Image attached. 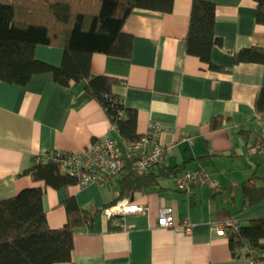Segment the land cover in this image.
Wrapping results in <instances>:
<instances>
[{"label":"crops","instance_id":"obj_1","mask_svg":"<svg viewBox=\"0 0 264 264\" xmlns=\"http://www.w3.org/2000/svg\"><path fill=\"white\" fill-rule=\"evenodd\" d=\"M211 1L216 3L215 33L222 38L211 56L226 70L213 69L187 52L193 0H174L170 12L134 9L123 26L133 35L131 56L94 52L91 71L121 79L113 90L137 110L138 132L144 133L151 122L163 127L167 153L155 172L172 165L203 169L217 188L203 185L183 191L174 177L161 176L159 188L138 190L130 198L146 204L147 212L126 213L115 224L102 209L88 225L76 228V264H264V249L251 263L246 254H233L229 236L217 230L231 218L246 224L264 217V200L247 205L244 194L245 182L264 184V152H248L260 130L255 99L264 88V64L234 59L243 47L264 46V24L256 20L255 0ZM63 52L61 46L49 44L35 49L38 59L53 65L61 64ZM85 83L65 86L49 71L34 74L26 84L0 78V200L27 186H44V181L23 173L37 154L81 150L105 135L122 139ZM218 116L222 126L211 129V119ZM44 189L47 220L60 227L67 220L64 201L69 195L84 208L103 206L118 196L120 176ZM166 205L173 207L177 220L191 221V233L157 225L159 209Z\"/></svg>","mask_w":264,"mask_h":264},{"label":"trees","instance_id":"obj_2","mask_svg":"<svg viewBox=\"0 0 264 264\" xmlns=\"http://www.w3.org/2000/svg\"><path fill=\"white\" fill-rule=\"evenodd\" d=\"M256 20L264 24V0H255ZM174 0H0V78L6 82L26 84L36 73L52 72L54 79L69 86L73 81H85V90L103 106L111 124L116 125L123 140H135L137 110L127 107L114 92L121 79L91 71V57L102 52L118 57L131 56L132 33L123 30L125 20L136 8L170 12ZM216 3L193 0L186 40L189 54L198 56L217 70H226L212 60V49L222 43L215 33ZM49 44L64 50L60 65L38 59L36 46ZM236 63L264 64V46L243 47L234 53ZM255 108L264 111V88L256 99ZM222 126V117L211 119V129ZM57 149L37 154L33 163L23 170L44 186L59 188L78 184L75 175L63 169L61 161L51 158ZM179 165L162 166L143 174L134 170L127 160L120 176L117 197L103 206L81 207L75 196L64 201L67 220L52 227L43 205L44 186L22 188L12 197L0 200V264H76L73 260V236L77 227L88 225L95 214L114 205L124 197L132 198L138 190L159 188L160 177H175ZM247 205L264 200V184L244 183ZM230 246L248 244L264 249V217L253 218L229 234ZM259 258V255L256 256Z\"/></svg>","mask_w":264,"mask_h":264},{"label":"built area","instance_id":"obj_3","mask_svg":"<svg viewBox=\"0 0 264 264\" xmlns=\"http://www.w3.org/2000/svg\"><path fill=\"white\" fill-rule=\"evenodd\" d=\"M260 130L255 140L248 145V152L252 155L264 152V111H255L254 116ZM113 127L117 128L116 125ZM163 127L158 122H151L149 128L142 136L135 140L117 139L110 135L93 140L81 150H60L51 154V158L61 161L62 167L67 172L75 175L79 185L92 182H107L119 176L127 160L132 162L133 168L138 173H149L156 166L164 162L167 147L161 141ZM174 182L179 190H190L197 186L217 188V181L203 169H185L174 177ZM147 205L136 202L129 197L118 200L114 205L107 206L103 212L115 224L120 223L121 216L131 212H147ZM157 225L160 227H173L185 233H191L193 224L188 218L177 220L174 209L170 205L159 209ZM240 222L231 218L217 227L218 232L229 236L231 231H236ZM236 254L244 253L251 263L258 259V250L248 244L234 247Z\"/></svg>","mask_w":264,"mask_h":264}]
</instances>
